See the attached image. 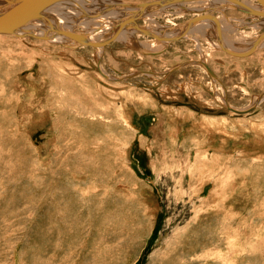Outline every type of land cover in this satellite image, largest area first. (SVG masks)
<instances>
[{
    "label": "rangeland",
    "instance_id": "obj_1",
    "mask_svg": "<svg viewBox=\"0 0 264 264\" xmlns=\"http://www.w3.org/2000/svg\"><path fill=\"white\" fill-rule=\"evenodd\" d=\"M159 1L70 0L57 29L103 43L64 35L51 63L41 38L0 35V264H264L262 17ZM109 2L143 29L208 14L235 50L260 43L239 57L208 26L152 45L80 22Z\"/></svg>",
    "mask_w": 264,
    "mask_h": 264
},
{
    "label": "bare ground",
    "instance_id": "obj_2",
    "mask_svg": "<svg viewBox=\"0 0 264 264\" xmlns=\"http://www.w3.org/2000/svg\"><path fill=\"white\" fill-rule=\"evenodd\" d=\"M69 1L70 0H67L66 2H65V0H59V1H57V2H55V3H53V4H51V5H49V6H47V7H45L43 10H41V12H40V16H38V17H35V18H33V19H31V20H29V21H27V22H25L24 24H22L21 26H19V27H17V28H15L14 30H12V31H10V32H8V34H12V33H18L19 35L21 34V35H30V36H34L35 38H41L40 40L41 41H38V45L39 46H41L42 47V52H43V54H44V56H42V57H44L45 59H47V53H46V51H47V48H45L46 46H47V44H50V43H52V42H59L60 40H62L63 39V36L65 35V36H70V35H68V33L70 34V33H72L71 31H65V30H63L62 31V33H61V31L60 30H58L57 28L59 27V26H61V25H63V26H65V25H67V22H70V20H73L74 18L72 17L73 15L72 14H69L68 13V11H69V9L67 10L66 8H65V6H66V4L67 3H69ZM74 2V0H71V2ZM77 1V0H76ZM161 1V0H160ZM159 1V6H162L163 5V3H164V1H162V2H160ZM182 1H191V0H182ZM206 1H208V3L207 2H205V5H207V6H209L210 8H215V9H217V10H219V11H222V10H224L225 9V7H223V6H220L221 4L222 5H225V3H226V6H228V7H234L235 9H237V10H240V11H245L247 14H249L250 16H253V17H257V16H259L261 19L258 21V23H256V24H253V25H256V26H264V6H263V4H260V2L259 3H257L259 0H206ZM72 2V3H73ZM100 2V1H99ZM157 2V1H156ZM193 2V1H192ZM149 2H147V4H148ZM150 3H153V2H150ZM150 3H149V5L148 6H146L145 8H149V6H150ZM162 3V4H161ZM172 2L171 1H166V3H164V4H171ZM179 3V1L177 2V4ZM183 3V2H182ZM14 4H15V2H10L9 0H0V15L2 14V13H4L5 11H7V10H9L11 7H13L14 6ZM113 5H111V3L109 2V8H108V10H111L112 8L114 9V10H117V8L119 9V11H120V9H121V5L123 4H121L120 2H113L112 3ZM121 4V5H120ZM143 4V3H142ZM146 4V3H145ZM144 4V5H145ZM173 4H174V2H173ZM172 4V5H173ZM181 4V3H180ZM73 5V4H72ZM83 5V4H82ZM103 5V4H102ZM127 7H128V5L127 4H125ZM129 5H131V4H129ZM136 5H137V3H136ZM153 5V4H152ZM151 5V6H152ZM175 5H176V3H175ZM179 5V4H178ZM231 5V6H230ZM138 6V5H137ZM142 6V5H141ZM153 6H156V4H154ZM152 6V7H153ZM78 7V6H77ZM82 7V6H81ZM80 7V8H81ZM94 7V6H93ZM99 7V6H98ZM102 7H104V6H102ZM106 7V6H105ZM111 7V8H110ZM127 7H125V9L127 8ZM130 7V9L132 8L131 6H129ZM174 7V6H173ZM201 7H202V5H201ZM208 7V8H209ZM232 7V9H234ZM87 8H90V6L89 7H87ZM92 8V7H91ZM100 8V7H99ZM153 8H155V7H153ZM112 9V10H113ZM128 9V8H127ZM134 9V8H133ZM137 9V8H136ZM136 9H134L135 11H136V13H137V11L139 12V10H136ZM144 9V8H143ZM230 9V8H229ZM79 10V9H78ZM88 10V9H87ZM91 10V9H90ZM101 10H103V9H100V11ZM133 10V11H134ZM150 10V9H149ZM118 10L117 11H114L113 13H111V15H108L109 13H93L92 15H91V12H90V14H89V12H87L86 11V9H85V11H84V8H82L81 10H79V12H81L82 14H83V12L85 13V15H82L83 17L85 16V18H86V16L87 17H89L92 21V24H94V25H97V23L96 22H98V24H102V23H107L106 25H107V27H109V29L111 30V28H113L114 29V32H116V34H118L119 33V35L120 36H122V37H127L128 36V34L130 35V34H132L134 31H136L137 30V28H135V27H128V26H126V27H124V26H118V23H112V20H110L111 19V17H113V16H115L116 15V18H117V16H118V19H116V20H122L123 19V21L122 22H119V23H123L124 24V22L125 23H128V19H131L132 18V13H131V18H129V16H128V12L127 13H125V14H127V18H123L124 17V15L121 13L120 14V12H119ZM122 12H123V9L121 10ZM129 11H131V10H129ZM213 11V10H212ZM218 11V12H219ZM76 12V11H75ZM109 12H111V11H109ZM126 12V11H125ZM142 12V11H141ZM206 12H208V11H206ZM81 13H78L79 15L81 14ZM88 13V14H87ZM124 13V12H123ZM220 13V12H219ZM223 13V12H222ZM76 15V14H75ZM88 15H91V16H88ZM136 15V14H135ZM208 14H203V15H201V16H195V17H193L195 20H194V22H192V23H189L187 26H184V27H182L181 28V30L178 32V34L177 35H175V37H173V34H175L176 33V31H174L173 30V32H170V33H168V34H164L162 31H161V29H158V28H153V30H149V29H143V28H141V29H143V30H146L147 32H149L150 33V35H152V36H154V32H159V33H162V34H159V35H157V37L156 38H153L150 42H152L151 44L153 45L154 44V42L155 41H157V42H162V39H165V37H166V39H172L173 38V40L172 41H174L175 40V38H176V36H182V35H184L185 34V32L186 33H192V32H194V33H196L198 30V32L200 33L201 32V30H202V32H203V29H204V27L205 26H208V27H210V28H212V30L213 31H215L214 32V35H216V40H217V44L216 43H214V47L215 48H221V49H223V47L224 48H227V47H225L226 45H230L231 47H232V44H231V42H229V39H225L224 38V36H223V34H222V32H220V30L222 29L223 30V28H222V26H221V24L219 23V20H216V19H214L212 16H210L209 15V17H211V18H206V17H208L207 16ZM224 15V14H223ZM104 16L106 17V16H108L109 17V19H106V18H104ZM111 16V17H110ZM123 16V17H122ZM145 16V15H144ZM147 16V15H146ZM73 19H72V18ZM77 17V16H76ZM80 17V16H79ZM202 17V18H201ZM218 17V16H217ZM82 18V17H81ZM80 18V22H82L83 24H87L86 22H88L87 20V18L85 19V18H82L81 19ZM105 19V20H104ZM53 20V21H52ZM76 19H74V21H75ZM83 20V21H82ZM73 21V22H74ZM188 21V20H187ZM186 21V22H187ZM226 21V20H225ZM240 20H238V22H239ZM91 22H90V24H91ZM222 22V21H221ZM78 23H79V21H78ZM77 23V25H79ZM133 23V22H132ZM227 23V22H226ZM239 23H241V21L239 22ZM83 24L81 25V26H83ZM89 24V23H88ZM89 24V25H90ZM231 24V23H230ZM93 25V26H94ZM68 26V25H67ZM97 26H99V25H97ZM200 27V28H198V27ZM90 27H92V25L90 26ZM181 27V26H180ZM83 28V27H82ZM95 28V27H94ZM98 28V27H97ZM206 28V27H205ZM113 29L111 30V31H113ZM201 29V30H200ZM95 30V29H94ZM116 30V31H115ZM207 30V29H206ZM108 31V30H107ZM117 31H119V32H117ZM142 31V30H141ZM106 32V31H105ZM105 32H103V33H105ZM114 32H112V34H114ZM197 32V33H198ZM210 32V31H209ZM228 32V31H227ZM5 33H7V32H0V35L2 34V35H4ZM89 33H92L91 31L90 32H88V34ZM86 34L85 36H84V38H86V39H92V38H95V39H93L92 41L93 42H90V43H87V42H85V39L84 38H80V39H74L75 40V43H77V44H80L79 46H81V44H82V46H83V43L84 44H88V45H92V46H96V45H98L99 46V44H101V43H103V42H101V41H95L97 38H100V37H98L97 35L98 34H93V35H91V34ZM102 34V33H101ZM107 34V33H106ZM116 34H114V35H116ZM135 34H136V32H135ZM193 34V33H192ZM264 34V33H263ZM259 35V36H257V37H259V38H256V39H260V38H262V37H264V35ZM91 35V36H90ZM166 35V36H165ZM100 36V35H99ZM110 36V35H109ZM111 36H113V35H111ZM131 37H134V36H132V35H130ZM221 36H223L222 38H224V39H222L221 38ZM71 37V36H70ZM88 37V38H87ZM102 37V36H101ZM72 38V37H71ZM118 38V37H117ZM46 40H48V42H46ZM71 40V39H70ZM99 40V39H98ZM126 40H127V38H126ZM167 41V40H166ZM165 40L163 41L164 43H168L169 41H167L166 42ZM253 41V40H252ZM251 41V42H252ZM255 41V40H254ZM253 41V42H254ZM70 42H72V40L71 41H69V43ZM162 42V43H163ZM221 42V43H220ZM258 42V43H257ZM263 42H264V39H263ZM74 43V42H73ZM147 43V42H146ZM149 43V42H148ZM170 43V42H169ZM225 43V44H224ZM260 42L257 40V41H255L254 43H253V45L251 46V47H247V49L246 50H243V51H241L240 49H236L235 50V46L234 47H232V48H229L230 46H228V49L229 50H231V51H234V52H247L248 50H250L252 47H254V50L257 48V45L259 44ZM262 43V42H261ZM71 44V43H70ZM159 44V43H158ZM213 44V43H212ZM220 44V45H219ZM151 45V46H152ZM155 45H157L156 43H155ZM38 46V47H39ZM78 46V45H77ZM97 46V47H98ZM221 46V47H220ZM259 47V46H258ZM72 48V47H71ZM217 49V50H218ZM29 53V55H32L33 53H35V50H32V51H29L28 52ZM50 59H52V58H49V59H47V61H50V63L53 61V59H52V61L50 60ZM205 62V61H204ZM204 62H199L200 64H202V65H204L205 66V68H206V66L208 67V65L206 64L205 65V63ZM53 64L55 65L56 63L55 62H53ZM58 66V65H57ZM52 70V69H51ZM207 70V69H206ZM212 72H213V70H211ZM208 72V71H207ZM55 73V72H54ZM209 73V72H208ZM104 74V73H103ZM210 74V73H209ZM51 75H53V74H51ZM105 75V74H104ZM211 76H213V78H215L214 77V74H210ZM54 77H56L55 75H53ZM53 76H51V77H53ZM45 80H47L46 78H45ZM63 80H65V79H62L61 81L63 82ZM51 83H54V82H52L51 81ZM56 85H58V84H56ZM44 86V85H43ZM46 87V86H45ZM44 87V88H45ZM47 91H45L44 93H46ZM45 96H46V94H45ZM262 98H264V93H262L260 96H259V99L261 100ZM56 102H58V100L56 101ZM228 106V105H227ZM45 108L46 109H48L46 106H45ZM230 111H232V112H234V113H237L236 111H245V112H248V111H250L252 108H253V106H251V107H249V108H247V109H245V110H237V109H232V107L231 108H229V107H227ZM42 109V108H41ZM40 110V109H39ZM245 112H243L242 114H244ZM43 115L45 114V113H42ZM237 114H239V113H237ZM45 120H46V118L44 117V122H45ZM79 120V119H78ZM43 123V122H42ZM47 123V122H46ZM51 123V122H50ZM54 131V130H53ZM52 133V132H51ZM53 138V137H52ZM57 138V137H56ZM81 140V139H80ZM79 141V140H78ZM74 146H76V145H74ZM85 147V146H84ZM76 148V147H75ZM83 148V147H82ZM80 149V148H79ZM73 158H75L74 156H72ZM81 157V156H80ZM48 182V181H47ZM46 182V183H47ZM51 184V183H50ZM47 187H48V185H47ZM230 215V214H229ZM234 216V215H233ZM230 217H232V216H230ZM229 217V218H230ZM241 255V254H240ZM205 256V255H204Z\"/></svg>",
    "mask_w": 264,
    "mask_h": 264
},
{
    "label": "water",
    "instance_id": "obj_3",
    "mask_svg": "<svg viewBox=\"0 0 264 264\" xmlns=\"http://www.w3.org/2000/svg\"><path fill=\"white\" fill-rule=\"evenodd\" d=\"M9 1L15 2V4L9 10L5 11L4 13H2L0 15V32H7L8 33L10 31L14 30L15 28L21 26L25 22H27V21L35 18V17L40 16L39 14H40L41 10H43L45 7L51 5V4H53L59 0H9ZM259 2L261 4H263V6H264V0H259ZM207 16L208 17H206V18H211V17H209V15H207ZM194 20H195L194 18L189 20L187 25L189 23L194 22ZM127 21L129 23L133 22V25L135 28H137V30H139V31L143 30L135 24V22L132 18H131V20H127ZM121 25H123V23L118 24V26H121ZM141 32L145 33V34H150L146 30H143ZM68 35H70L74 39H80L81 38L80 35L73 34V33H70V34L68 33ZM223 50H225L226 52H228L231 55L240 57V56H246V55L250 54L254 50V47H252L247 52H241V53L231 51L228 48H224V47H223ZM206 69L210 74H213L209 67L206 66ZM236 112L239 114H242L245 111H236Z\"/></svg>",
    "mask_w": 264,
    "mask_h": 264
}]
</instances>
